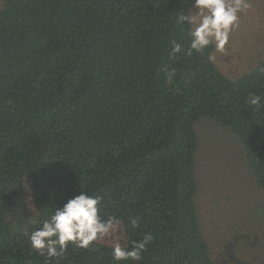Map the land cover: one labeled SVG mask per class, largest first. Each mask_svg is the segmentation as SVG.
<instances>
[{"label": "trees", "instance_id": "obj_1", "mask_svg": "<svg viewBox=\"0 0 264 264\" xmlns=\"http://www.w3.org/2000/svg\"><path fill=\"white\" fill-rule=\"evenodd\" d=\"M0 8V264H46L28 236L82 190L107 215L142 217L126 244L151 233L141 264H216L201 231L194 174L201 117L237 134L264 191V59L226 76L187 46L175 22L194 0H2ZM176 69L169 84L163 67ZM28 179L36 203L25 211ZM113 262L111 247L69 246L52 264ZM132 264V262H128Z\"/></svg>", "mask_w": 264, "mask_h": 264}, {"label": "rangeland", "instance_id": "obj_2", "mask_svg": "<svg viewBox=\"0 0 264 264\" xmlns=\"http://www.w3.org/2000/svg\"><path fill=\"white\" fill-rule=\"evenodd\" d=\"M251 7L240 14L226 52H216L215 64L235 78L264 59V0H248ZM3 1L0 0V8ZM192 11V9H191ZM194 11H198L194 9ZM197 134L194 174L197 181L201 231L216 264H264V191L258 186L239 136L215 119L201 117L194 123ZM25 211L17 220L26 228L36 214L28 179L24 185ZM121 229L123 225L121 224ZM126 244L124 231L96 245ZM113 264V262L105 263Z\"/></svg>", "mask_w": 264, "mask_h": 264}, {"label": "clouds", "instance_id": "obj_3", "mask_svg": "<svg viewBox=\"0 0 264 264\" xmlns=\"http://www.w3.org/2000/svg\"><path fill=\"white\" fill-rule=\"evenodd\" d=\"M248 0H194L191 12L180 11L175 22L181 32L187 36V46L173 39L171 42V56L179 54H205L206 49L214 48V52L207 53L210 63L216 61V52H226V46L231 43V35L240 27V14L250 8ZM194 9L198 11H194ZM168 76V83L174 82L176 69L168 66L162 69ZM264 72V68L260 69ZM248 109L259 113L264 110V94L250 92L246 99ZM256 215L264 217V208H257ZM142 217H129L127 224L121 229V218L107 215L104 211L102 196L81 191L78 195L68 198L62 206L54 210L35 227L28 241L31 248L46 264H52L69 251V246L77 249H90L102 240L111 239L117 231L127 232L140 227ZM155 237L151 233H144L142 239L131 240L130 245L116 242L111 245V259L113 264H141L143 253L153 243Z\"/></svg>", "mask_w": 264, "mask_h": 264}]
</instances>
